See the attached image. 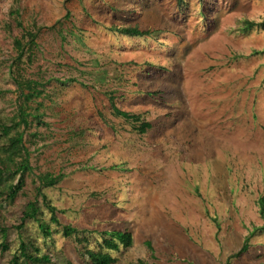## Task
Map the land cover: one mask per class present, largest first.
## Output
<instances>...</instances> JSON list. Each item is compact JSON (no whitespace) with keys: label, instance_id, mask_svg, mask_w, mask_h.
Returning a JSON list of instances; mask_svg holds the SVG:
<instances>
[{"label":"rangeland","instance_id":"1","mask_svg":"<svg viewBox=\"0 0 264 264\" xmlns=\"http://www.w3.org/2000/svg\"><path fill=\"white\" fill-rule=\"evenodd\" d=\"M16 6L22 26L36 32L23 73L48 81L30 102L46 124L24 134H36L25 140L33 177L3 211L10 249L0 264L19 234L53 264H87L61 233L43 241L34 222L15 227L45 172L65 175L43 191L62 224L88 230L90 247L102 231L131 232L132 246L112 252L117 264L144 258L145 240L157 264H264V231L249 235L263 223L264 28L243 30V20L264 19V0H0L5 116L16 111ZM122 26L152 33L114 30ZM109 96L152 126L139 133L112 115ZM246 237L248 250L232 256Z\"/></svg>","mask_w":264,"mask_h":264},{"label":"trees","instance_id":"2","mask_svg":"<svg viewBox=\"0 0 264 264\" xmlns=\"http://www.w3.org/2000/svg\"><path fill=\"white\" fill-rule=\"evenodd\" d=\"M177 1L179 4L183 2V0ZM9 15L12 16L15 26L22 28V34L20 37H14L12 41L16 55L13 58L10 72L17 91L16 111L11 116L0 114V254L10 249V244L6 240L9 229L4 223L3 211L6 206L13 204L19 195L23 193L26 187V178L33 177V168L30 164L29 151L25 146V140L33 142L36 134L29 132V134H26L28 139H25L24 134L33 122L36 125L46 124L42 119L39 108L32 106L30 102L41 96L43 87L48 82L24 75L23 65H30L34 60V50L37 47L36 32L27 30L22 26L20 11L17 6L10 9ZM254 27L264 28V19L260 22L243 20V30L245 32ZM114 30L131 37L148 36L152 33L148 29L142 30L136 26H122ZM54 80L60 85H65L74 79L61 80L55 78ZM109 106L112 115L131 121L134 124V129L139 133H144L152 126L149 121L141 119L138 114L121 110L110 96ZM64 177L63 173L54 175L45 172L37 175L36 181H39V185L34 187L35 198L24 204L20 223L15 227L18 231H21L25 223L32 221L36 224L37 231L43 241H47L53 233H61L66 239L71 240L70 242L75 245L77 256L85 263L117 264V258L113 256L112 252L132 246L133 237L131 232L128 229L102 231L100 233L102 241L98 242L95 247H90L88 241L91 236L88 230L79 229L70 224H62L58 217V209L54 207L43 191V188L56 186ZM33 183L35 184V179ZM257 203L263 223L254 227L249 235L264 231V197H261ZM44 210L49 215L48 219L44 217ZM19 239L17 248L6 264H53L51 254L42 251L33 237H24L19 234ZM144 247L146 255L144 258L138 259L135 264H157V257L152 243L145 240ZM248 248V237H246L242 246L232 256L238 257L245 253ZM67 263L70 264L69 261Z\"/></svg>","mask_w":264,"mask_h":264}]
</instances>
